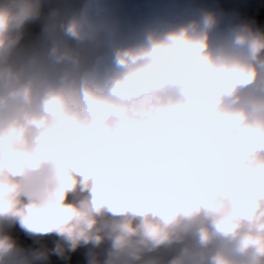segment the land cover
Instances as JSON below:
<instances>
[{
	"label": "clouds",
	"instance_id": "obj_1",
	"mask_svg": "<svg viewBox=\"0 0 264 264\" xmlns=\"http://www.w3.org/2000/svg\"><path fill=\"white\" fill-rule=\"evenodd\" d=\"M223 4L0 0V264H264V26Z\"/></svg>",
	"mask_w": 264,
	"mask_h": 264
},
{
	"label": "crops",
	"instance_id": "obj_2",
	"mask_svg": "<svg viewBox=\"0 0 264 264\" xmlns=\"http://www.w3.org/2000/svg\"><path fill=\"white\" fill-rule=\"evenodd\" d=\"M234 0H224L223 6ZM133 3H144L147 0H130ZM228 10H231L228 8ZM235 11L249 19L264 20V4L260 0H238Z\"/></svg>",
	"mask_w": 264,
	"mask_h": 264
},
{
	"label": "trees",
	"instance_id": "obj_3",
	"mask_svg": "<svg viewBox=\"0 0 264 264\" xmlns=\"http://www.w3.org/2000/svg\"><path fill=\"white\" fill-rule=\"evenodd\" d=\"M237 3H238V0H234V1H232V2H229V3H228L227 5H225L224 7L227 8V9L229 8V9H231V10H235ZM256 21H257V23H259L260 25L264 26V20L257 19Z\"/></svg>",
	"mask_w": 264,
	"mask_h": 264
}]
</instances>
